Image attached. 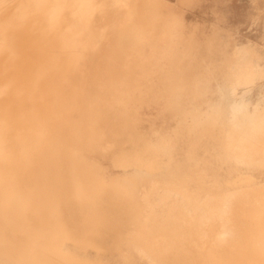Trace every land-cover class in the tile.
<instances>
[{
    "label": "bare ground",
    "instance_id": "1",
    "mask_svg": "<svg viewBox=\"0 0 264 264\" xmlns=\"http://www.w3.org/2000/svg\"><path fill=\"white\" fill-rule=\"evenodd\" d=\"M165 2L0 0V264H138L136 255L161 264H264V188L259 187H247L252 202L231 214L240 228L236 241L229 239L233 244L222 247L215 241L222 222L214 221L199 229L207 231L199 241L200 256L190 263L181 256L187 252L184 232L198 235L190 222L184 223V203L196 202L201 193H215L213 189L224 192L223 186L208 183V171L226 166L230 173L235 163L264 168L260 104L252 109L248 104L216 105L203 115L184 108L183 117L190 116L192 123H179L172 135H159L150 143L134 134L135 104L143 98L135 100L132 93L140 77L151 76L154 62L169 56L171 68L159 71L177 100L188 91L199 100L207 86L202 74L188 78L183 72L187 70L175 65V60H190L192 48L179 49L188 37L178 35L183 28L177 19H168ZM96 15L106 16L107 26H97ZM22 33L23 50L31 61L25 69ZM106 37L135 55L137 64L131 65L132 57L126 68L118 66L127 73L117 72L123 75L115 81L109 77L115 69L108 73L104 64L108 75L99 73L90 80L81 63ZM157 43L167 47L158 48ZM230 63L233 82L241 72L251 80L244 58ZM168 70L173 74L167 77ZM217 125L220 129L226 125L228 131L216 147L202 145L201 139L196 144L194 137L195 144L184 152L188 170L174 162L185 133L189 138L203 131L210 135ZM128 136L131 151L120 152ZM197 148L206 159L205 173L199 172ZM97 155H114L119 167L134 171L107 180L92 158ZM158 158L167 164L160 165ZM156 172L168 193L151 201L147 192L139 194L138 187ZM229 178L227 185L235 186ZM243 179L251 180L248 175ZM176 198L181 203H175Z\"/></svg>",
    "mask_w": 264,
    "mask_h": 264
},
{
    "label": "rangeland",
    "instance_id": "2",
    "mask_svg": "<svg viewBox=\"0 0 264 264\" xmlns=\"http://www.w3.org/2000/svg\"><path fill=\"white\" fill-rule=\"evenodd\" d=\"M137 1L141 2V0ZM164 1H166L165 7L168 12V19H177L179 21V27L183 28L178 31V35L188 37V41H185V46H179V49L190 50V48H192V58H190V60H183V58L175 60V65H182L183 69L187 70V72L183 71L185 73L183 74L188 78H194V76L202 74V77L200 78L203 80L206 77L203 81L206 82L207 86L204 91L202 90V95L199 97V100H193L192 96L190 97L191 94L189 91L184 93L180 100H177L172 94L171 87L168 84V86L163 84L164 80L167 83V78L165 79L163 77L164 73L159 71L162 67L171 68L172 62L169 61V56L165 57L159 63L157 61L154 62L150 70L148 69V74L151 76L140 77L138 80V87L135 89V92L132 93L135 100L139 97L143 98L142 101H138L135 104L138 121L134 134L136 132V134H139L144 141L150 143H154V141L156 142L162 136L172 135L174 130L181 125L179 123L187 125L192 123H189L192 120L190 116H187V119L183 117L184 113L182 112V109L184 108L190 109V111L193 112V115L198 113L199 115H203V112H208L212 106L216 105L226 108L229 103L248 104L251 109L253 105L260 104V107L264 109V0ZM96 17H99L96 20L97 26H107L108 19H106V16L96 15L95 19ZM207 40L213 42L212 46L207 44ZM25 41L26 37L24 33H22L19 45L23 51L22 60L27 58L24 65L21 62V67L24 69L26 68V62L27 65L31 62L30 58L25 55L23 50V48H26ZM176 41L178 40L176 39ZM156 46L158 48L167 47L161 43H157ZM110 47L112 50H108ZM126 54L127 56L130 55V59L126 58ZM131 54L132 53L129 54V52L123 51L120 47L118 48L115 44V40L111 41L109 37H106L103 39L102 45H100L96 51L84 55V60L81 65L86 67L87 70L82 71V73L88 76L90 80H94V76L100 74L104 76L107 72L109 73V70L115 69V72L110 71L115 74L112 75V73H110L109 75V77L112 76L111 79H114L115 81L119 75L117 72H123V74L127 73L125 70V72L121 71V69L123 70L124 67L126 68L129 66L127 63L136 57ZM113 55L115 56V59L113 58ZM180 55L181 54H179V56ZM123 56L128 59V62L123 59ZM239 57L244 58L247 61V65L253 76L250 77L251 80L242 72L236 81L233 82L231 79V66L233 63L230 62L233 58L238 59ZM116 59L120 60L118 61ZM108 62L110 63V68L113 66L112 69L108 68ZM123 62L126 63L123 64ZM112 63L114 64L112 65ZM115 63L120 65L116 64L115 66ZM130 63H132L131 65H135V63L137 64L136 58L133 59V61H130ZM121 65L125 66L123 68L118 67ZM103 66L108 69L107 72L103 71L105 70L103 69ZM252 66L254 67L251 68ZM114 67L119 68L120 71ZM187 67H190V69H186ZM166 72L167 73L165 74H167V77L173 74L170 70ZM123 74H120L119 76L122 77ZM115 75H117V77H114ZM109 77H107V79L110 80ZM229 86L232 87L230 91H228ZM92 88H95V86H92ZM207 106H209V108ZM183 119L186 121H183ZM222 126L223 128H221V130L220 125H217L212 130L213 133L210 135L208 134L209 136L203 131L200 134L197 132V136L190 135L189 138V134L185 133L181 138V141L177 143L178 146L177 151L175 152L176 156L174 162L176 164L180 163L181 165L187 166V168H184V171L188 170L190 163L186 165L184 152H188L189 148L193 146L192 144H198L199 139L203 142L202 145L208 143L209 147L212 149L213 147H216L217 140L222 136H225L228 131L226 125ZM159 135L161 136L159 137ZM194 137H196L198 142ZM193 138L195 143L193 142ZM131 145V136H128L122 141V146L119 148V151L129 152L131 151ZM187 146L190 147L188 148ZM197 146L199 147V145ZM185 149L187 150L185 151ZM196 154H198L197 162L199 164V172L202 173L201 171H204L205 173L204 169L207 168V165L205 164L206 159L199 156L202 155V151L199 153V148L196 149ZM92 158L101 168L102 175L107 180L118 179L126 176V174L128 175V173L131 174V171H134L133 167L125 169L119 167L115 162L114 155H97L92 156ZM158 162L160 165H163V163L165 165L167 164L164 158H158ZM208 173V183L212 185L216 184V186H223L224 188L222 190L224 192L222 194H217L218 192L213 189L211 192L215 193H201L196 202L184 203L186 206L184 223L190 222L195 229H198L197 236H193L189 231H185L183 234V242L186 245L187 252L182 253L181 256H186L185 259L189 263L194 262L195 258L200 256L199 241L201 238L207 236V231L204 230L199 232V229L201 230V228L211 222H222L219 227V230L221 231H219L217 235V237H219L215 238V241L217 240L218 244L222 247H224L223 245L228 247L229 244H233V242L236 241L235 238L240 236V231L237 232L240 228L238 229V225L235 223L232 215L235 216L234 212H237L242 205L250 204L252 202L249 199V194L246 192L248 189L247 187L264 188V168L247 169L246 167L235 163L234 169L230 173L226 171V166H223V168L217 172L215 170L213 173L209 171ZM247 175L251 178L250 182L243 179V177ZM158 177L159 174L156 172L149 177L148 180H142L138 187L139 194L147 192L151 201H153L158 199V197L162 196L164 193H168L167 190L161 187L163 183L157 181ZM229 177L236 181L235 186L227 185ZM240 201L243 204H241ZM175 203H181V201L176 198ZM234 204L236 205L234 206ZM232 206H234L235 211ZM234 224L237 226L235 227ZM183 225L185 229L186 225ZM229 239L233 242H230ZM131 251L138 252L136 248H131ZM136 254L138 253H135V255ZM136 257L139 258L138 264H161L160 262H155L154 260H151V258H146L144 256L141 258L136 255Z\"/></svg>",
    "mask_w": 264,
    "mask_h": 264
}]
</instances>
